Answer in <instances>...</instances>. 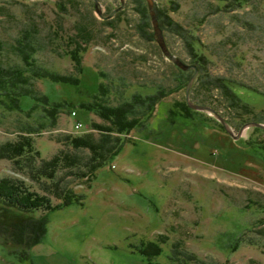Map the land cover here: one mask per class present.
<instances>
[{
	"label": "rangeland",
	"instance_id": "rangeland-1",
	"mask_svg": "<svg viewBox=\"0 0 264 264\" xmlns=\"http://www.w3.org/2000/svg\"><path fill=\"white\" fill-rule=\"evenodd\" d=\"M120 4L98 0L104 15ZM154 7L164 42L176 56L194 64L197 54L207 59L198 67L192 101L215 108L235 134L247 122L264 123V0H154ZM79 25L93 37L79 81L34 80L51 104H62L58 125L41 128L45 103L23 94L20 110L0 104V143L35 128V146L50 158L66 146L58 137L88 131L93 120L101 121L86 106L99 91L100 70L104 81L127 85V96L154 92L155 86L175 89L178 79L193 73L163 53L145 0H125L109 18L99 14L94 0H0V64H24L15 45L24 29L34 28L36 62L71 74L68 38ZM213 77L241 84L233 88L240 101L231 105ZM185 89L163 100L172 106L184 99ZM112 99L119 98L114 93ZM155 115L157 109L91 181L67 178L82 202L29 213L0 204V222L30 215L48 220L29 259L21 262L14 246L0 241V264H173V244L179 241L180 249L205 263L264 264V128L247 127L234 138L205 111L174 120ZM76 120L85 127L76 129ZM13 168L11 160L0 159V178L18 177L39 189ZM148 241L162 247L150 259L141 251Z\"/></svg>",
	"mask_w": 264,
	"mask_h": 264
},
{
	"label": "trees",
	"instance_id": "trees-1",
	"mask_svg": "<svg viewBox=\"0 0 264 264\" xmlns=\"http://www.w3.org/2000/svg\"><path fill=\"white\" fill-rule=\"evenodd\" d=\"M34 31L36 32V29L26 28L17 39L15 48L23 60L22 66L0 64V104L8 109L20 110V97L23 94L34 95L45 103V120L40 123L41 128L46 126L54 128L58 125L62 104H51L48 97L37 90L34 80L50 77L54 80L79 81L84 67V53L88 50V44L93 37L84 25H79L78 31L69 36L70 47L67 54L73 61L74 72L62 74L38 64L34 59L33 55L36 52L33 43ZM150 36H154L153 31ZM195 61L201 69L207 63L202 53L196 55ZM182 71L185 72L183 69ZM99 72L103 79L99 91L86 106L99 116L101 121L93 120L91 128L81 134L68 133L58 137L57 141L66 146L59 149L52 157H41V152L36 148L32 136L36 131L35 128L20 134L16 139L0 143V159L11 160L13 169L25 172L30 180L38 182L40 189L33 188L18 177L3 176L0 178V204L29 213L36 209L46 211L74 202H82L83 195L71 186L72 182L67 178L73 176L78 180L91 181L98 168L108 164L121 152L127 142L126 136L135 128L146 125L159 103L175 89L186 87L190 78L185 76L178 79L175 89L166 90L164 86H155L154 92L135 91L127 96V85L121 88L113 79H109L110 82L104 81L106 73L102 70ZM213 80L222 89L223 95L230 100L231 105L240 101L241 97L233 88L241 84H232L220 77H213ZM192 89L194 90V87ZM114 93L119 98L116 102L112 99ZM193 112L200 111L191 108L184 97L183 100L174 101L169 108L168 116L174 120V117L178 116L192 117ZM31 113L32 111H29L27 115L30 116ZM220 125L223 127L221 123ZM51 196L59 201L53 202ZM47 222L46 215L38 217L30 215L10 222H0V241L4 244H12L14 246L12 253L22 262L30 258L33 246L43 240L47 231ZM180 242L173 244L170 257L173 264H211L199 260L193 253L180 249ZM141 251L150 259L160 254L162 247L159 242L148 241L142 244ZM154 264L164 263L154 262Z\"/></svg>",
	"mask_w": 264,
	"mask_h": 264
},
{
	"label": "water",
	"instance_id": "water-1",
	"mask_svg": "<svg viewBox=\"0 0 264 264\" xmlns=\"http://www.w3.org/2000/svg\"><path fill=\"white\" fill-rule=\"evenodd\" d=\"M148 3V8H149V12L151 14V19L153 22V25L155 28V33L157 35V39L159 42V45L163 51V53L165 54V56L167 58H169L173 63H175L176 65H178L180 67V69L183 70H193L192 75L189 78V81L187 82L186 85V89H185V97H186V101L188 103V105L195 109V110H199V111H205L208 112L209 114H212L213 116L216 117V119L223 125V127L234 137V138H239L242 134L243 131L247 128V127H251V126H258V127H263L264 128V123L263 122H259V121H250L247 122L245 124H243V126L239 129L238 133H234V131L231 129L229 123L227 122V120L225 119V117L223 115H221L215 108L211 107L210 105L207 104H201V103H196L194 101H192L191 99V88L194 84V81L196 79V76L198 74V66L194 63H186L184 62L179 56H176V54H174L167 46L165 39L162 35V31L161 28L159 26L158 23V19H157V15L155 12V7H154V0H145ZM95 2V6L97 8V11L99 12L100 15H102L104 18H109V17H113L115 15L116 12H118L125 4V0H121V4L119 7H116L115 9H113L110 13H108L107 15H104L101 11V9L98 6V0H94Z\"/></svg>",
	"mask_w": 264,
	"mask_h": 264
},
{
	"label": "crops",
	"instance_id": "crops-1",
	"mask_svg": "<svg viewBox=\"0 0 264 264\" xmlns=\"http://www.w3.org/2000/svg\"><path fill=\"white\" fill-rule=\"evenodd\" d=\"M171 107V103H168V102H166V100L164 101H161L160 103H159V105H158V108H157V114L159 115H161L160 116V118L158 117V115L156 116H154V118L156 119V120H160L161 118H163V116H162V114L164 113V114H168V110H169V108ZM161 111V112H160ZM156 117H158V118H156ZM35 246H37V245H35ZM33 248H34V246H33ZM32 248V249H33Z\"/></svg>",
	"mask_w": 264,
	"mask_h": 264
},
{
	"label": "built area",
	"instance_id": "built-area-1",
	"mask_svg": "<svg viewBox=\"0 0 264 264\" xmlns=\"http://www.w3.org/2000/svg\"><path fill=\"white\" fill-rule=\"evenodd\" d=\"M71 115L76 116V115H77L76 110H72V111H71ZM83 127H85V125H84L81 121L76 120L75 128H76V129H81V128H83Z\"/></svg>",
	"mask_w": 264,
	"mask_h": 264
}]
</instances>
